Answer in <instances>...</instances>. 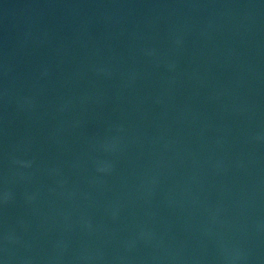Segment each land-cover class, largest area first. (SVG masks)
<instances>
[{"label":"water","instance_id":"1","mask_svg":"<svg viewBox=\"0 0 264 264\" xmlns=\"http://www.w3.org/2000/svg\"><path fill=\"white\" fill-rule=\"evenodd\" d=\"M0 264H264V0H0Z\"/></svg>","mask_w":264,"mask_h":264}]
</instances>
